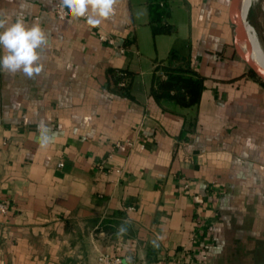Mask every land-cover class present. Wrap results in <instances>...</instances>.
<instances>
[{
    "label": "crops",
    "instance_id": "crops-1",
    "mask_svg": "<svg viewBox=\"0 0 264 264\" xmlns=\"http://www.w3.org/2000/svg\"><path fill=\"white\" fill-rule=\"evenodd\" d=\"M166 1L172 32L148 0L96 27L59 19V0H0L49 39L39 75L0 71V264H218L233 222L264 236V82L235 50L231 0ZM172 52L202 80L193 105L152 92Z\"/></svg>",
    "mask_w": 264,
    "mask_h": 264
},
{
    "label": "clouds",
    "instance_id": "clouds-1",
    "mask_svg": "<svg viewBox=\"0 0 264 264\" xmlns=\"http://www.w3.org/2000/svg\"><path fill=\"white\" fill-rule=\"evenodd\" d=\"M59 2L61 8L66 9L70 16L85 18L89 26L96 27L113 16L118 0H59ZM48 44V34L38 22L29 26L22 16H18L12 23L0 18V50H2L0 71L8 74L22 72L28 78L39 75L43 70V66L39 63L40 51ZM40 129V142L46 145L52 137L48 135L49 129L43 123Z\"/></svg>",
    "mask_w": 264,
    "mask_h": 264
},
{
    "label": "trees",
    "instance_id": "trees-1",
    "mask_svg": "<svg viewBox=\"0 0 264 264\" xmlns=\"http://www.w3.org/2000/svg\"><path fill=\"white\" fill-rule=\"evenodd\" d=\"M148 2L151 8L152 23L154 24L155 31H174V27L166 21V18L170 14L167 1L148 0ZM162 68L166 71L167 78L155 76L156 81L152 92L156 97L171 98L185 106L193 105L199 101L203 83L201 78H194L191 76L192 74L188 75L190 72L194 73L189 61L179 58L175 52H172L169 63L163 65ZM158 69H160V67ZM121 72H123V70L118 71V75L115 76L114 82L116 84L123 78ZM251 73L255 75L252 70ZM122 89L124 94L129 95L127 90L128 86L122 87ZM239 231L241 235L233 238L235 242L234 240L230 241L232 242V244L230 243V257H235V254L240 257V253H245L246 256L249 255V257H247L248 259L257 257L264 258L262 255L264 254V246L254 244L252 242L253 236L248 238L242 233V229H239ZM261 243L264 244V241Z\"/></svg>",
    "mask_w": 264,
    "mask_h": 264
},
{
    "label": "rangeland",
    "instance_id": "rangeland-1",
    "mask_svg": "<svg viewBox=\"0 0 264 264\" xmlns=\"http://www.w3.org/2000/svg\"><path fill=\"white\" fill-rule=\"evenodd\" d=\"M249 15H248V22L249 26L253 27L255 30V33L264 49V0H253L249 9ZM242 223V224H241ZM233 222L234 228L233 230H229V232L236 233L235 235H231L227 238V243L225 242L223 249L221 252H219V257L217 259L218 264H264V258H254V259H248L245 253H240L239 255L235 254L236 256L230 257V244H232L234 237H238L241 235V232L239 229H242L243 227L241 226H248V222ZM238 225V226H237ZM257 225V224H256ZM239 228V229H237ZM258 233V232H257ZM253 235V240L252 242L256 245L264 246L263 242L264 241V236L261 234ZM237 239V238H236ZM235 242V240H234ZM233 242V243H234ZM264 256V254H262ZM246 256V257H245Z\"/></svg>",
    "mask_w": 264,
    "mask_h": 264
},
{
    "label": "water",
    "instance_id": "water-1",
    "mask_svg": "<svg viewBox=\"0 0 264 264\" xmlns=\"http://www.w3.org/2000/svg\"><path fill=\"white\" fill-rule=\"evenodd\" d=\"M244 0H231L229 17L235 28L234 47L237 54L242 58L255 75L264 82V66L253 54L244 50L245 46H253L252 38L246 30L244 21L238 16V10Z\"/></svg>",
    "mask_w": 264,
    "mask_h": 264
},
{
    "label": "built area",
    "instance_id": "built-area-1",
    "mask_svg": "<svg viewBox=\"0 0 264 264\" xmlns=\"http://www.w3.org/2000/svg\"><path fill=\"white\" fill-rule=\"evenodd\" d=\"M54 12L56 16L61 20H66L70 17V14L67 12L66 9L61 8L60 2L56 3ZM100 39L104 41H109L110 43H115V38L106 34V33H100L99 35ZM122 52H125L124 48L120 49ZM123 78L121 79L119 85L121 87H126L129 84V74L126 71L121 72ZM163 78H167V73L165 71H162L161 73ZM186 187H189V185H186ZM129 210H133V206H128ZM9 212V206L7 202L0 201V218L4 215H6ZM97 264H127L124 258L120 255L111 253V252H101L98 255L97 258Z\"/></svg>",
    "mask_w": 264,
    "mask_h": 264
},
{
    "label": "bare ground",
    "instance_id": "bare-ground-1",
    "mask_svg": "<svg viewBox=\"0 0 264 264\" xmlns=\"http://www.w3.org/2000/svg\"><path fill=\"white\" fill-rule=\"evenodd\" d=\"M253 0H244L243 4L240 6L238 10V16L244 21L246 25V30L250 37L252 38L253 46H245L244 50L247 53L253 54L256 59L261 62L264 66V49L255 33V30L253 27L249 26L248 22V15H249V9L251 6Z\"/></svg>",
    "mask_w": 264,
    "mask_h": 264
}]
</instances>
